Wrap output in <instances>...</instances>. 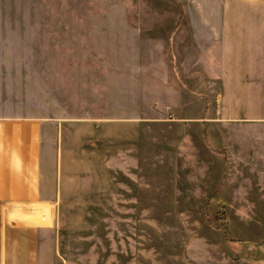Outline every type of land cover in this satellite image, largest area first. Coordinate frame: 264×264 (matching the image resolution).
Listing matches in <instances>:
<instances>
[{
  "label": "crops",
  "instance_id": "1",
  "mask_svg": "<svg viewBox=\"0 0 264 264\" xmlns=\"http://www.w3.org/2000/svg\"><path fill=\"white\" fill-rule=\"evenodd\" d=\"M122 4L152 11L81 22L161 41L155 54L165 57L153 72L164 100L148 112L106 119L107 167L115 168L117 157L122 169L134 172L122 177L123 215L222 211L234 221L231 238L209 224L170 225L180 238L154 242L166 254L148 255L147 241L139 238L137 254L126 249L123 264H264V0ZM4 98L1 93L0 104ZM44 120L0 110V264H83L67 258L60 227L28 218L55 214L66 199L64 137L75 130L65 117ZM51 123L56 126L46 127ZM92 124L91 142L98 135ZM116 136L122 147L116 148ZM90 145L77 154H97ZM42 169L57 170L43 175ZM107 200L114 214V198Z\"/></svg>",
  "mask_w": 264,
  "mask_h": 264
},
{
  "label": "rangeland",
  "instance_id": "2",
  "mask_svg": "<svg viewBox=\"0 0 264 264\" xmlns=\"http://www.w3.org/2000/svg\"><path fill=\"white\" fill-rule=\"evenodd\" d=\"M136 1L150 4L153 0ZM140 11L145 15L152 8L126 9L122 0H0V94L6 96L0 110L42 122L65 117V126L75 130L64 137L61 171L67 179L66 199L56 204L55 214H29L28 218L60 227L67 258L83 264H123L126 249L132 256L137 254L133 245L139 238L147 241L148 255H164V248L154 247L156 240L180 238L177 231L169 230L170 225L209 224L222 227L230 237L233 220L228 219L233 217L222 211L214 216L123 215L122 177L134 172L122 169L117 157L115 168L107 167L106 119L125 112H148L164 100L153 80V72L161 70L159 63L165 58L155 54L162 42L128 38V34L81 21L139 15ZM95 26L98 30L86 29ZM92 123L98 135L91 142ZM90 143L97 154H77ZM122 143V136H116V148ZM56 170L42 169V174L55 175ZM113 175L114 185L110 183ZM107 198H114V214ZM39 206L43 211L48 208Z\"/></svg>",
  "mask_w": 264,
  "mask_h": 264
}]
</instances>
